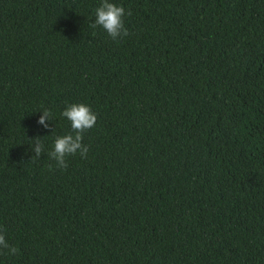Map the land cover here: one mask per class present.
<instances>
[{"label":"trees","instance_id":"obj_1","mask_svg":"<svg viewBox=\"0 0 264 264\" xmlns=\"http://www.w3.org/2000/svg\"><path fill=\"white\" fill-rule=\"evenodd\" d=\"M101 2L0 0V264H264V0Z\"/></svg>","mask_w":264,"mask_h":264},{"label":"clouds","instance_id":"obj_2","mask_svg":"<svg viewBox=\"0 0 264 264\" xmlns=\"http://www.w3.org/2000/svg\"><path fill=\"white\" fill-rule=\"evenodd\" d=\"M131 15V12L125 11V8L110 0H102L101 4L95 9V21L92 27L100 26L113 39L117 40L129 35L128 29L124 24V16ZM42 115L38 119V123L48 128V120H52L50 110L43 109ZM61 115L70 121L72 131L64 135L55 137L53 150L48 155L55 160L56 166L67 168L66 157L72 156L79 152L82 158H85L88 153V146L83 144V134L94 127L97 115L88 104L83 102L68 104L62 111ZM35 155L31 158H40L44 151L43 143L40 137L33 138ZM52 169V165H49ZM5 229L0 226V248L8 249L11 254H16L19 250L10 246L4 235Z\"/></svg>","mask_w":264,"mask_h":264}]
</instances>
